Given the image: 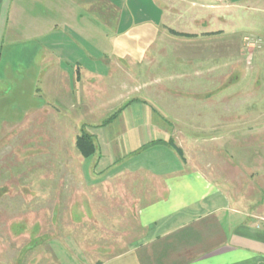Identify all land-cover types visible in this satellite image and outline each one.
I'll return each mask as SVG.
<instances>
[{"label":"crops","instance_id":"obj_1","mask_svg":"<svg viewBox=\"0 0 264 264\" xmlns=\"http://www.w3.org/2000/svg\"><path fill=\"white\" fill-rule=\"evenodd\" d=\"M143 2L150 11L142 10ZM203 6L230 7L218 0H0V135L38 118L45 104L60 117L79 110L75 87L84 118L99 114L95 89L121 92L110 117L87 123L97 153L83 158L76 137L69 145L79 158L56 160L64 170L50 180L57 187L51 186L57 199L52 215L63 211L66 219L51 227L50 246L66 242V264H264V126H247L264 112L244 102L235 109L226 94L200 97L215 86L216 67L211 59L189 58L187 47L221 31L216 11L198 10ZM221 11L227 22L230 10ZM163 71L167 83L159 80ZM171 80L198 95L193 115L178 107L181 118L225 122L203 128L209 150L207 142L195 149L194 165L170 145L142 150L169 140L160 121L173 117L171 99L160 87ZM160 102L168 109L155 107ZM69 131L56 125L57 148ZM203 165L212 168L209 174ZM75 212L81 222L73 220ZM60 230L65 236L58 242Z\"/></svg>","mask_w":264,"mask_h":264},{"label":"rangeland","instance_id":"obj_2","mask_svg":"<svg viewBox=\"0 0 264 264\" xmlns=\"http://www.w3.org/2000/svg\"><path fill=\"white\" fill-rule=\"evenodd\" d=\"M230 2L231 0H218V4L226 6H230ZM240 3L234 7L208 8L203 6L198 8L203 11L210 9L216 11L217 28L221 31H218L212 40H208L202 34L200 41L195 42L196 46L187 47V55L193 60L211 59V63L213 62L216 67L212 75L216 84L204 90L201 98L209 99L212 96L226 94L233 101L235 109L237 107L240 109L244 102L248 103L249 110L255 109L262 113L264 112V0H243ZM141 6H143L142 10H151L147 2H143ZM226 8L230 10V13L227 16V22L223 23L225 13L221 10L224 11ZM106 13L110 15V12ZM180 30L183 31V29ZM84 46L87 48V44L84 43ZM174 48L177 49L176 46ZM175 57L177 58V54ZM163 72L159 73L161 75L159 80L167 83L170 77L169 72ZM188 73L190 76L195 74L193 71ZM201 78L209 79V76L203 75ZM145 79L146 77L142 76L139 82ZM187 79L192 80L188 77ZM194 80L197 81L195 78ZM128 84L131 83L128 82ZM177 86V83L172 82L160 87L171 100H176H169V109L161 102L155 104V107L163 110L166 107L170 110L173 117L159 121L170 132L171 147L194 165L195 149L202 148V145L207 142L205 148L207 152L209 150L210 134L203 128L220 125L224 119L181 118L180 113L177 112L178 107L182 105L188 112L182 114L193 115L194 100L198 99V95L192 91V87L178 88ZM156 89L159 90L157 87ZM77 90H79L78 87L73 90L72 101H75L74 106H79V110L74 107L72 113H63V117H60L58 111L57 115L53 112V108L45 104V109L38 118L26 119L25 124L17 128L10 125L6 129L9 134L0 135V264H51V260L56 264H66V261L71 259L65 241L62 244L50 246L53 239L52 234H55L51 227L56 224L60 226L66 219L63 211L52 215L57 199L50 196L51 186L54 190L57 187L56 184L52 185L50 180L55 179L56 171L64 170V167H56V160L79 158L80 155L69 143H73L82 131L88 132L87 123L97 125L101 122L102 124L110 117L114 107L119 106L121 93L116 91L117 88L102 95L101 92L98 93V89H95L96 96L93 104L100 105L99 114L95 117L84 118V112L80 111L81 101L78 99ZM68 99L70 100V97H67V102ZM179 100L184 103H178ZM209 114L210 112H206L205 117ZM248 122L247 126L251 129L262 127L264 116L263 118H251ZM116 123L119 126V121ZM57 124H67L70 128L67 144L59 145V148H57V136L54 134ZM112 127L114 129V125ZM116 132L113 133L116 134ZM66 148L69 151H66ZM72 152L74 154L71 155ZM203 158L201 156L199 162H204ZM205 161L209 163V156L205 157ZM201 169L209 174L212 168L203 165ZM39 191L43 193L39 194ZM75 202L79 206V209H76L78 212L82 200L77 198ZM77 212L73 215V220L81 222L83 216ZM56 234H58L57 239L63 238L65 231L60 230ZM57 241L60 242L59 239ZM71 241H68V244ZM71 248L74 249V254H79L80 248L76 243ZM55 263L52 262V264Z\"/></svg>","mask_w":264,"mask_h":264},{"label":"trees","instance_id":"obj_3","mask_svg":"<svg viewBox=\"0 0 264 264\" xmlns=\"http://www.w3.org/2000/svg\"><path fill=\"white\" fill-rule=\"evenodd\" d=\"M176 36H185V37H191L190 35H184V34H179L177 32H174ZM111 120H108L105 122V124H108ZM158 145H172L170 140L165 141V140H155L152 143L148 144L147 146L143 147L142 150H146L150 147H155ZM76 149L79 152V154L83 158H90L94 156L97 153V145L95 143V140L92 135L89 133L82 131V133L77 137L76 139ZM183 158V157H182Z\"/></svg>","mask_w":264,"mask_h":264}]
</instances>
